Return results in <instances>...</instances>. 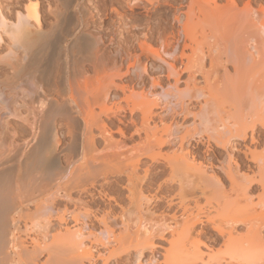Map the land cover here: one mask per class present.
Instances as JSON below:
<instances>
[{
  "label": "bare ground",
  "instance_id": "obj_1",
  "mask_svg": "<svg viewBox=\"0 0 264 264\" xmlns=\"http://www.w3.org/2000/svg\"><path fill=\"white\" fill-rule=\"evenodd\" d=\"M4 1L0 0V50L5 52L0 54V65L3 61L16 78L12 91L17 90L18 96L37 101L38 115L43 119L40 118L39 124L28 123L34 141L24 146V157L19 161V175H13L16 168L0 169V264H86L85 261L90 262L92 259L93 245H85L82 240L86 225L74 223L78 217L73 216L75 226L71 229L64 213L66 211L62 212L65 215L56 214L58 208L55 207L56 198L71 201L73 190H82L83 193L87 190L86 184L77 182L74 177H78L81 161L94 138L91 123L80 111L76 114L70 112L66 107L65 96L60 94V101L48 92V88L54 85L58 89V84L63 81L61 78H64L68 89L82 82V78L87 83L89 77L84 76L87 69L82 64L85 61L97 72L96 66L100 64L97 62L102 61L103 54V51L100 53L103 30L95 34L81 32V37L67 43L80 30V26L87 28L95 15H100V19L108 18V25L122 23L125 28L117 31L121 26L116 25L119 27L117 33L113 29L109 30V39H115L116 34L124 39L133 38L140 51L128 55L131 57L124 71L120 70L119 64L114 66L117 72L107 75L102 99L110 97L109 88L120 90L123 94L126 92L127 85L115 82L114 78H130L132 82L135 80L137 84H144V77L149 73L145 64H140L138 54L145 53L163 64L153 65L152 68L158 69L156 73L159 75L149 76L150 88L143 92L145 95L140 93V97H143L141 101L124 105L115 100V108L106 112V119L112 125L107 120H101L97 125L98 135L109 147L115 145L114 148L122 149L125 139H139V142L126 149L129 155L121 157V160V152L115 155L117 163L130 169L127 180L132 185L131 193L136 204L141 206L138 202L142 199L140 184L144 176L147 177L150 168L161 160L169 170L168 183L178 182L181 189L182 182L193 177L198 193L205 195L208 191L214 199L213 214L201 209L200 205L197 207L199 200L195 195L192 199L196 205L194 212L181 195L179 200H166V207L170 211L175 208L170 217L175 226L169 233L170 238H164L167 246L162 253V264H222L224 261L225 264H232L236 260H244L247 264L264 262V4L258 3L257 8H254L250 0L242 6L238 5V0H226L223 4L217 0H97L92 10L83 6V0H56L58 4L53 11L50 0H45L55 23L50 30H43L37 4L40 0H36L37 3L32 7L20 6V0H12L14 4L11 7ZM119 1L128 6L130 15L122 14L120 8L114 6ZM138 9L141 11L134 12ZM153 13L158 14L152 16ZM72 18L74 21L77 19L73 29L69 26ZM169 21L176 22L177 26L170 23L174 28L171 26L173 30L166 29L169 31L166 32ZM154 36L161 41L157 49L144 42L146 38ZM65 40V44H62ZM179 40L182 46L177 52ZM62 46L69 53L67 60V54L65 58L60 54L63 52ZM186 48L190 50L188 55L184 51ZM207 59L211 70L203 68ZM217 69L222 70V78L211 79V83L210 73L219 75ZM63 70L65 76L62 77ZM195 73L202 76L205 86L196 84ZM183 75L185 78H182ZM1 82L0 121L5 114H15L14 108H9V97ZM180 83L184 84L183 87ZM131 93L134 94L130 92L128 96L125 93L126 97L121 100L128 102L132 98ZM114 98H120L117 92L112 93ZM68 99L73 101V95H69ZM192 103L197 105L196 108L193 106V110L189 107ZM154 108L161 109V115L170 114L167 123V117L156 114ZM52 112L66 116L64 125L71 137L67 147L74 156L66 157L64 167L59 164L56 147L60 138L53 118L46 119L54 116ZM124 112H128L129 117L121 114ZM136 113H139L138 119L134 117ZM177 115H182L185 120L186 116L191 117L189 128L184 126L186 130L183 133V123L176 119ZM157 121L163 124L161 129H158ZM112 127L120 135L119 140L112 137ZM128 127L132 129L130 133ZM191 140L195 143L203 141L207 146L213 144L224 150L225 159L216 160L218 165H214L211 155H208L205 159L209 161L207 168L203 161H197L202 155L189 148ZM166 146L176 149L171 153L162 152ZM257 146H261L260 151H255ZM47 150L49 156L44 155ZM86 161L90 162V159ZM244 161L251 163L253 168L250 164H244ZM39 166L43 168L40 169L43 180L34 178L28 181V176L35 173ZM58 168L61 172L55 173ZM140 168H143V178L138 174ZM217 171L222 172L227 179V188L215 174ZM210 182L214 185L212 190L207 187ZM89 183L93 187L95 182ZM254 185L260 187L255 202L249 194ZM240 200L246 203L240 204ZM249 205L259 211L247 214L244 207ZM29 206H33V217L28 226L30 230L36 231V236H32V239L29 236V243H25L27 240H22L16 234V229L22 212L28 210ZM177 210L184 219L180 228L176 221ZM96 219L106 224L104 216ZM52 222H56L58 227L56 233L50 231ZM241 224L246 226L244 233L235 235L236 227ZM198 225L201 226L196 232ZM206 225L213 231L212 234L203 232ZM194 231L195 240L191 238ZM100 234L97 244L105 247L111 242V230L104 228ZM139 236L140 229H137L133 240L138 241ZM219 240L225 247L223 254L213 253L206 242L217 243ZM142 260L143 251L138 249L133 253L132 264H141Z\"/></svg>",
  "mask_w": 264,
  "mask_h": 264
},
{
  "label": "rangeland",
  "instance_id": "obj_2",
  "mask_svg": "<svg viewBox=\"0 0 264 264\" xmlns=\"http://www.w3.org/2000/svg\"><path fill=\"white\" fill-rule=\"evenodd\" d=\"M83 1H84L83 6L85 8H90L92 10H93L94 5L97 2V0H83ZM225 1L226 0H217L219 4L220 3L223 4V2ZM245 1L247 0H238V2L237 1L236 2L238 3L239 6H242ZM49 2H50L49 4L51 5V9L54 11V6L58 4V2L56 3V0H50ZM119 2L114 3V6H116L117 9L120 8L119 11L121 10L123 12L122 14L124 15L127 14L126 16L130 15L131 13H130L128 6H125L124 5L125 3L123 1H121L120 3ZM35 3H37L36 0H20L19 5L20 6L27 5V6L32 7L33 5H35ZM250 3L252 7L257 8L258 3L262 5L264 4V0H250ZM4 4L6 5L9 4V6L13 7L14 3L12 2V0H5ZM37 4H38V12H39L41 27L43 30H50L51 26L55 23L54 15L47 9L45 0H40ZM137 11H141V10L138 9V10H135L134 12H137ZM157 14L153 13L152 16L153 15L157 16ZM95 16L93 18L94 21L89 23L87 28L86 27L83 28L80 26L79 28L80 30H77L73 38L70 39L67 43H69L70 41H74L75 39L81 37L82 33L87 34V33L94 32L95 34L96 32L103 30L104 32H101V33L103 34L102 37L103 36L104 37L101 42L102 44H100L103 49V50L101 49L100 51V53H102L103 51V54H101L102 61L97 62V64L98 63L101 64V65L98 64L96 66L97 72L93 70V68L90 66L91 64L85 61L82 64H84V67L87 69L86 73H84L86 74L84 75L85 78L89 77L87 80V83L83 82L84 79L82 78L83 80L82 79L80 80L83 83L80 82L78 85H73L71 87L72 89H68V86L64 84L65 83L64 78H61L63 79V81L60 82L61 84H58V89L56 87L54 88L53 87L54 85H51L49 87L50 89L48 88L49 90L48 92L52 96L58 98L60 101L61 99L58 96H60V94L62 96H65L64 98L66 100L65 101L66 107L67 109H69L70 112H72L73 114H76L77 111H80L81 114H83V116L88 118L89 122L91 123V128L93 131L92 137H94L93 140L91 139V144L89 143L91 146L87 147L89 148V150L87 149L84 159L83 161H81V165L79 166V169H78L79 175L77 174L78 175L77 178L76 176L74 177L77 182L80 181V183L86 184V189L88 191L86 190L83 193L81 192L82 190L81 191L76 190L75 192L73 190L72 191L73 199L71 201L56 198L55 207L58 208L56 214H59V213H60L59 215L66 214L67 219H68V227H70L71 229L74 228L75 226L74 223H76L79 226L86 225V228L83 230L84 237L82 240L85 245H88V244L90 246L93 245L92 252L94 256V257L92 256V259L90 262L85 261L86 264H132L133 253L138 249H142L143 251V260L141 264H143L144 262L146 263L150 262V264H162V253L164 252V248L167 246V242L165 241L164 238L166 239L170 238L171 235L169 233H171V230H173V227L175 226L174 222L170 218L175 208L172 211H170L171 209H168V207H166L167 206L166 200H168V198L179 200V198H181L182 196V199L185 202L189 203V207L190 209H192L191 211L194 212V209L196 210V208L194 207H196V205H198L197 207H199L200 205L201 209L206 210L207 212H210V213L212 212L211 214H213L215 212L213 208L214 199L212 197V194L208 191L205 193V195L198 193V191L194 187L195 182H194L193 177L186 178V180L182 182L183 184H182L181 189L179 186L180 184H178V182L172 183V184L168 183L166 179L168 177L169 170L165 166V163L163 164L161 160L160 163H155L154 166L150 168V171L146 175L147 177L143 175V168L138 169V174L142 178L144 176L145 179L143 178V181L140 184L141 192H142L141 194L142 199L139 200L138 203L139 204L141 203V206H138L136 204L134 195L131 193L132 185L129 184L127 180L128 174L130 173L129 172L130 169L125 167L123 164L117 163L116 156L118 152L119 153L121 152L120 154L122 155L119 156L120 157L119 159L121 160L122 159L121 157L123 158L126 157L128 154L126 149H129V147H131L133 144L139 142V139H137V137H134L131 140L130 138L125 139L124 141L125 145L124 147H122V149L114 148L116 147L115 145L109 147V145H107L106 142H104L103 139L98 135L99 132L97 129V125L101 120H104V121L107 120V123L112 125V123L108 121V119H106V112L110 109L113 110L115 108V102H116L115 100L121 101V104H124V105H126L127 103L131 104L133 102L138 103L139 101H141L143 97L142 96L140 97L141 95L140 93L147 92L149 90L148 88H150L151 77L149 76L159 75V73H156L158 69L152 68L153 65L155 64L163 65V64L159 61L157 62V60H153V58L150 55L146 54L147 55L146 56L145 53L144 54L140 53V55L138 54L137 56L138 57L140 56L139 59L141 60L140 64L141 63L142 65L145 64V66L148 69V73H149L148 75H145L144 77V84L143 85L137 84L138 82L135 80L132 82L130 78H124V77L122 79L114 78L115 82H118V83L122 82L124 85H127L126 88L128 90L126 89L125 90L126 92L124 91L126 95L130 92H134V94L131 93L132 98H130V100H127L128 102L121 100V98L123 99V97H126L125 93L123 94V92L120 90L115 91V89L109 88L110 97L106 99H102L101 96L105 90L104 83H106L105 81L108 78L107 75H109V73L111 74L116 71V68L114 66H116V64L117 66L120 65L119 66L120 70L124 71L127 64L129 63L128 58L131 57L128 55H133L135 53L137 54L140 51L137 46V42L133 41V38L127 39L125 37L126 39H124L123 36L121 37V35L116 34L115 39L114 37L112 38V40L109 39V35H110L109 33L111 32L109 30L113 29V31L117 33V31H120L121 29L125 28V27L123 28L124 25L122 26V23L117 24L116 22H114L115 23L114 24L111 22L112 24L109 23L110 25L109 26L107 24L108 18L100 19L99 18L100 15H95ZM76 18L78 17L76 16ZM72 20L74 21L73 18ZM75 20L77 21V19ZM73 21H72V24L69 25L71 29H73L74 26L76 25L75 24L76 21L74 22ZM170 21L167 22L168 25H166V28L164 27L165 30L166 29L173 30V28L177 26L176 22H173V21L170 22ZM116 25L119 27L121 26L122 28L120 27L119 29V27H117ZM107 26H109V28H106ZM104 29H106V31ZM166 32H169V31L166 30ZM146 40H144V42H147L146 45L149 43L150 44L149 46H151L152 44L153 45L152 47L156 49L158 48L157 46L161 44V41L155 36L151 38L148 37V39L146 38ZM66 41L67 40H65L62 44H65ZM131 42L132 43L134 42V43L132 44ZM181 43L182 41H180V45H178L179 42L177 44V48H176L177 52H179L181 49L180 48V46H182ZM116 46L118 47L121 46L120 47L121 49H118V47L116 48ZM61 50H63V52H60V54L62 53L61 56L64 57V55L67 54L66 60L69 59L70 57L69 53H66V51H64L65 50L64 46H62ZM159 50L161 51V49ZM184 51L186 52V54L187 52L188 54L190 53L189 52L190 50L187 48L184 49ZM4 52L5 50H0V54H3ZM120 52H123V53L121 54ZM125 54L128 56L127 58ZM2 63L0 65V80L2 81L1 86L5 87L4 88L5 93L9 97V108L11 109L14 108L15 114L14 115L5 114L1 117V121H0V169H7L8 167H11L13 170H15L14 168H16L15 172H13V175L14 177L15 176L17 177L19 175V174L17 175V173H19L18 172L19 161L22 160V158L24 157V154L22 152L24 149V146L27 142H29V144H32V142L34 141L32 139V130H31L30 124L28 123L32 124V123L38 122L40 118L42 117H40V114L38 115V109H37L38 102L37 101L36 102L34 101L35 102L34 103L27 96H23V97L18 96L17 90L12 91V86L15 84L16 78L13 75L12 70L6 67L4 63L3 64ZM101 66H103L106 70ZM209 67H210V64L207 59L206 62L204 63L203 68L204 70L205 69L208 70ZM228 67H229L228 70L231 71V67L230 66ZM209 70H211V68ZM217 71L219 75H217V73L216 74L210 73L212 75L210 77L211 83L215 79L220 80L219 78H222V74H221L222 70L217 69ZM61 72H62L61 76L62 77L65 76L64 70ZM182 78H185V75H183ZM195 78H196L195 80L196 84L199 87L205 86V82L200 74L195 73ZM180 85L181 87H183L184 84L180 83ZM142 86L144 88H142ZM56 90H58V93H56L57 92ZM113 92H117V96L118 98L120 97L119 98L120 100L115 99V98L114 100L112 99ZM145 94L143 93V95ZM69 95H73L74 97L73 101L68 99ZM129 95L130 94H128V96ZM193 106L196 108L197 105L192 103L190 104L189 107L193 110L194 109ZM154 111L156 114L159 113L161 115L160 113L161 109L154 108ZM52 114H54L53 117L49 116L48 118L46 117V119L50 120V118L51 119L53 118L52 120L54 121V126L60 138L59 144L56 147V150L59 153L58 154L59 156L58 158L60 162L59 164H60V167H64L66 165L65 163L66 157L72 158L74 156L72 152L71 153L70 151L68 152V147H67L68 144L71 142L70 140L71 137H70V134L68 133L67 128L64 125L66 116L63 115V113L60 114L58 112H52ZM121 114H123L126 117L127 116L129 117L128 112H124ZM169 115L170 114L166 115V113L165 115L164 114L161 115V116H164V118L167 117L165 118L167 120L166 123L168 122V119L170 117ZM138 116H139V113H136L134 115L136 119H138ZM175 117L180 123H183V127H181V131H182L181 133H183L186 130L185 127L187 129L189 128L191 117L186 116V120L182 119V115H177ZM157 126L159 127L158 129H161L163 127V124L157 121ZM129 127L127 128L128 130L130 129L129 131L127 130L128 133H130V131L132 130ZM112 129H113L112 137L115 140L116 139L119 140L121 137L117 132H115V127H112ZM191 144L193 145V147ZM211 145L210 147V146H207L205 142L203 141L195 143V141L191 140L190 146H189L191 150H193L194 152L198 151L199 154L202 155L199 157L200 160L197 159V161H200V162L203 161L202 162L203 165L204 166L207 165L206 166L207 168H209L208 163H207L209 161H205V159L207 160V157H209L208 155H211L210 156L212 157L211 162L214 165H218V161L216 160L225 159V151L215 147L213 144ZM207 147H210V148H207ZM174 148H170L166 146L162 148V152L166 151L167 153L168 152L171 153V151ZM260 150H261V146H257L255 148V151H260ZM44 155L49 156L48 150L44 152ZM235 155L237 156L236 153H234V156ZM239 158H241V155ZM88 159H90V162L86 161ZM145 160L147 161V159ZM145 160L143 159V161ZM244 164H250L253 168V165L249 162L244 161ZM37 168L38 169L35 170V173L31 174L30 177L28 176V181L29 180L33 181L34 178L36 179L40 178L39 180H43V176H42L43 174L40 170L43 168L40 166ZM59 172H61L60 168L55 169V173H59ZM215 174L219 177L220 182L223 184V186L227 188L228 181L224 177L223 173L220 171L219 172L217 171L215 172ZM248 174L250 175L249 172ZM104 177H107V178H104ZM91 181L95 182L93 187L89 183ZM207 187H208V190L214 189V185L211 182L208 183ZM77 191L79 193H76ZM259 192H260V187L258 185H254L252 190L249 191V194L253 202L256 201V195ZM193 195L196 196V199L198 197L197 200H199L198 201L199 204L197 203L195 205V203H193L194 202V200H192ZM77 197L80 198L81 200L80 199L76 200ZM206 199H209V201H207ZM240 202H241L240 204L246 203L243 200H240ZM258 211H259L258 208H252L251 205L244 207V212H246L247 214H255ZM32 212H33V206H29L28 210L22 212L21 218L18 222V227L16 229V234H18L20 238H22V240H27V242L24 241L25 243H29L30 237L32 239V236L33 237L36 236V233H35L36 231L30 230L29 229L30 227L28 226L30 218L33 217ZM62 212H64L65 214ZM179 212H180L179 210H177L176 212L177 213L176 221H177L178 228H180L184 222L183 221L184 219H182L183 217L181 218V215ZM122 214L123 216H121ZM73 216L76 218L78 217V221L73 223L72 222ZM102 216H104L106 219L105 225L96 221L97 220L96 218H99ZM52 223L53 225L50 227V231L51 233H56L58 231V227L56 225V222H52ZM200 226L201 225H198L196 227V230H195L196 232L197 230H199ZM208 227L207 225L206 227H203V232L208 233V234L206 233V235H210L213 233V231L211 232V230H209ZM245 227L246 226L244 224L239 225L238 227H236L234 234L236 235V234L244 233ZM104 228L111 230V237H112L111 242L107 244L105 247L99 246V244H97L98 239L101 238L100 231ZM137 229H140V236H139L138 241L133 240L135 233L137 232ZM195 231L191 235L192 239L196 237ZM262 235L264 236V228H263ZM203 240H206V239L204 238ZM219 241L217 243L206 241L207 244L212 248L213 253L215 254H223L224 249H225L224 245L221 243L222 240H219ZM262 246H264V240H263ZM222 264H225V261ZM232 264H247V263L244 260H236V261H232ZM251 264H264V262L251 263Z\"/></svg>",
  "mask_w": 264,
  "mask_h": 264
}]
</instances>
